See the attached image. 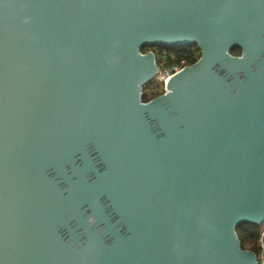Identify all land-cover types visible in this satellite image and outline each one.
Listing matches in <instances>:
<instances>
[{"label": "water", "instance_id": "95a60500", "mask_svg": "<svg viewBox=\"0 0 264 264\" xmlns=\"http://www.w3.org/2000/svg\"><path fill=\"white\" fill-rule=\"evenodd\" d=\"M157 45L200 57L143 101ZM241 223L264 225V0H0V264H260Z\"/></svg>", "mask_w": 264, "mask_h": 264}, {"label": "trees", "instance_id": "16d2710c", "mask_svg": "<svg viewBox=\"0 0 264 264\" xmlns=\"http://www.w3.org/2000/svg\"><path fill=\"white\" fill-rule=\"evenodd\" d=\"M153 51L156 63L159 70H163L173 64L184 61L185 65L193 64L200 57V49L195 46H177V47H164V46H146L142 48V52ZM233 54L239 55L240 49L235 48ZM158 90L153 88V80L149 81L143 88L142 98L143 101H148L163 93L162 84L157 82ZM241 246L243 249L253 251L259 262H261L264 254V225L255 226L250 223H241L236 228Z\"/></svg>", "mask_w": 264, "mask_h": 264}, {"label": "built area", "instance_id": "2783aa9c", "mask_svg": "<svg viewBox=\"0 0 264 264\" xmlns=\"http://www.w3.org/2000/svg\"><path fill=\"white\" fill-rule=\"evenodd\" d=\"M185 66H187V65H185L184 61L181 60V61H179V63L173 64V65H171V66H169L163 70L158 69L156 76L158 77L159 81L162 84L163 92L166 91V83H167L168 79L172 75H174L175 73L182 70V68H184ZM260 264H264V254L262 256Z\"/></svg>", "mask_w": 264, "mask_h": 264}, {"label": "rangeland", "instance_id": "374dc122", "mask_svg": "<svg viewBox=\"0 0 264 264\" xmlns=\"http://www.w3.org/2000/svg\"><path fill=\"white\" fill-rule=\"evenodd\" d=\"M152 51V50H151ZM153 52V51H152ZM159 81V79H158V77L157 76H155V78H153V88H157L158 90H160V88L157 86V82ZM159 83H161L160 81H159Z\"/></svg>", "mask_w": 264, "mask_h": 264}]
</instances>
